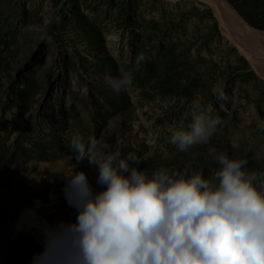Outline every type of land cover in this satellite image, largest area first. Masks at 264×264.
Wrapping results in <instances>:
<instances>
[{
	"label": "rangeland",
	"instance_id": "rangeland-1",
	"mask_svg": "<svg viewBox=\"0 0 264 264\" xmlns=\"http://www.w3.org/2000/svg\"><path fill=\"white\" fill-rule=\"evenodd\" d=\"M227 1L264 23V0ZM140 53L133 86L117 94L108 79ZM197 100L221 123L207 144L179 152L172 131ZM76 133L103 155H136L149 176L191 164L189 176L211 179L224 152L264 172V77L200 0H0V264H33L46 229L76 222L69 175L104 190L98 166L68 147Z\"/></svg>",
	"mask_w": 264,
	"mask_h": 264
},
{
	"label": "clouds",
	"instance_id": "clouds-1",
	"mask_svg": "<svg viewBox=\"0 0 264 264\" xmlns=\"http://www.w3.org/2000/svg\"><path fill=\"white\" fill-rule=\"evenodd\" d=\"M147 59L140 53L120 68L107 81L112 90L133 86ZM214 91L218 101L228 99L223 87ZM186 115L191 122L169 141L179 152L207 144L221 123L198 100ZM68 147L78 163L98 166L104 190L94 195L83 171L69 175L65 198L76 222L46 229L45 251L33 264H264V172H249L246 159L219 154L211 179L189 176L191 164L184 174L159 168L149 176L133 166L141 163L136 155H103L94 137L76 133Z\"/></svg>",
	"mask_w": 264,
	"mask_h": 264
},
{
	"label": "bare ground",
	"instance_id": "bare-ground-1",
	"mask_svg": "<svg viewBox=\"0 0 264 264\" xmlns=\"http://www.w3.org/2000/svg\"><path fill=\"white\" fill-rule=\"evenodd\" d=\"M209 6L220 28L250 54L256 70L264 76V31L257 29L227 0H200Z\"/></svg>",
	"mask_w": 264,
	"mask_h": 264
},
{
	"label": "trees",
	"instance_id": "trees-1",
	"mask_svg": "<svg viewBox=\"0 0 264 264\" xmlns=\"http://www.w3.org/2000/svg\"><path fill=\"white\" fill-rule=\"evenodd\" d=\"M245 18L254 26L264 29V23L262 21H256L254 19H252L251 17H249L248 15H244Z\"/></svg>",
	"mask_w": 264,
	"mask_h": 264
},
{
	"label": "water",
	"instance_id": "water-1",
	"mask_svg": "<svg viewBox=\"0 0 264 264\" xmlns=\"http://www.w3.org/2000/svg\"><path fill=\"white\" fill-rule=\"evenodd\" d=\"M257 29H259V28H257ZM260 30H262V31H264V29H260ZM228 37L232 40V41H234L232 38H231V36H229L228 35ZM236 46L238 47V49L247 57V58H249L250 60H251V57H250V54H249V52L244 48V47H242L240 44H236ZM251 62H252V60H251ZM253 63V62H252ZM254 65V64H253ZM261 75V74H260ZM262 77H264L263 75H261Z\"/></svg>",
	"mask_w": 264,
	"mask_h": 264
}]
</instances>
